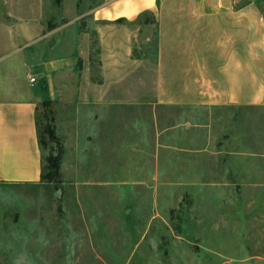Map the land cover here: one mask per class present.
<instances>
[{"label": "crops", "instance_id": "1", "mask_svg": "<svg viewBox=\"0 0 264 264\" xmlns=\"http://www.w3.org/2000/svg\"><path fill=\"white\" fill-rule=\"evenodd\" d=\"M162 1L98 0L88 17L135 21ZM189 3L195 18L220 0ZM83 15L75 1L0 0V261H105L117 241L183 238L174 226L199 245H253L264 230V81L247 49L229 47L212 86L186 91L164 76L162 45L139 56L131 33L99 27L91 77ZM45 99L73 149L72 172L51 179L37 125Z\"/></svg>", "mask_w": 264, "mask_h": 264}, {"label": "rangeland", "instance_id": "2", "mask_svg": "<svg viewBox=\"0 0 264 264\" xmlns=\"http://www.w3.org/2000/svg\"><path fill=\"white\" fill-rule=\"evenodd\" d=\"M67 1L71 3L75 1L77 9L84 13L81 26L88 30L90 44L88 76L100 75L94 50L96 28L100 27L110 31L131 33L134 53L139 56L150 58L153 56L152 48L155 45H162L164 76L174 87H185L186 91L201 87L202 84L198 85V80L200 83L205 82L206 87L212 86V78L216 76V64L223 59L231 46L247 49L254 69L264 81V0H220L216 11H206L203 16L195 18H188L191 14L189 0H163L154 11L145 12L135 21L121 19L111 24L89 19L88 10L98 0ZM160 33L162 36L159 38ZM147 58L146 69L150 66ZM55 108L51 101H41L37 105L43 171L47 179L55 178V169L49 170L51 159L55 156L59 158L56 168L58 171L62 168L64 173L72 172L73 149L70 147V140L64 143L58 134L59 120ZM65 136L67 138L68 134ZM119 177H122V174L114 172L110 174L113 181L109 183L115 189L120 186L116 181ZM173 221L175 223L176 219ZM135 232L125 231V235L132 237ZM177 233L183 235V238L173 236L171 244L166 240V244L162 243L159 246H133L132 239L129 245H122L121 241H117L116 244L109 245L107 255L104 256L105 261H99L101 259L91 253L88 255V261L79 264H264V230L257 231L259 237L253 240L251 246L199 245L188 231H178L174 226L172 234ZM26 251H31V246H27ZM161 252L166 253L168 258L166 262L156 260ZM13 255L1 260L0 264L45 263L40 259L32 263L26 262L25 258L16 260V255L14 257ZM142 257L145 260H142Z\"/></svg>", "mask_w": 264, "mask_h": 264}, {"label": "trees", "instance_id": "3", "mask_svg": "<svg viewBox=\"0 0 264 264\" xmlns=\"http://www.w3.org/2000/svg\"><path fill=\"white\" fill-rule=\"evenodd\" d=\"M46 101L50 102L49 99H45V100H43V102H46ZM37 125H38V121H37ZM38 129H39V127H38ZM39 141H40V143H41L40 136H39ZM51 160H52V163H51V165H50V169H49V170H51V169H55V176H58V175H59V171H58V169H56V168H58L59 158H58V156H55V157H53V159H51Z\"/></svg>", "mask_w": 264, "mask_h": 264}, {"label": "built area", "instance_id": "4", "mask_svg": "<svg viewBox=\"0 0 264 264\" xmlns=\"http://www.w3.org/2000/svg\"><path fill=\"white\" fill-rule=\"evenodd\" d=\"M34 77H32V79H33Z\"/></svg>", "mask_w": 264, "mask_h": 264}]
</instances>
